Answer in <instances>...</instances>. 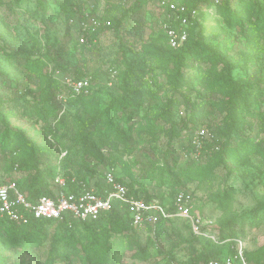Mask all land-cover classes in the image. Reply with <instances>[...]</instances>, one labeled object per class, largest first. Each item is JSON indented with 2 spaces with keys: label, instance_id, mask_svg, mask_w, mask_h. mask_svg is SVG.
<instances>
[{
  "label": "rangeland",
  "instance_id": "rangeland-1",
  "mask_svg": "<svg viewBox=\"0 0 264 264\" xmlns=\"http://www.w3.org/2000/svg\"><path fill=\"white\" fill-rule=\"evenodd\" d=\"M42 1L46 7L39 0H0V98L10 114L0 125V183L19 176L4 163L8 148L18 146L26 159L40 151L53 164L65 158L67 169H82L86 164L89 170L98 160V169L146 183L151 194L168 191L170 176L194 161L190 154H184L186 150L182 151L184 159L180 156L181 148L170 138L171 122L189 117L194 105L204 110L198 124L218 129L235 100L245 120L244 131L254 139L252 153L230 160L236 168L232 173L218 162L210 175L211 185L195 181L186 183L185 188L194 196L193 213L212 222L203 227L207 233L203 237L217 239L220 221L236 217L246 222L243 236H238L245 250L263 247L264 121L249 113L264 112V30L252 34L256 24L264 28V0H229L232 10L241 14L239 19L225 8L217 14L212 11L203 34L208 47L218 55L200 48L205 62H187L186 79L178 89L166 65L171 50L154 25L159 0H147L121 25L117 21L123 18L124 9L136 0ZM57 1L73 9L75 15L69 17ZM94 19L98 25H93ZM12 52L16 53L9 57ZM35 58H43V71L59 82L56 92L40 85L39 79L26 71L25 66ZM130 66L136 71V91L130 102L118 106L130 88V82L123 80ZM221 71L242 83L232 86L217 80ZM79 81L87 85L77 91L73 85ZM249 92L253 102L244 109L243 97ZM75 96L72 101L70 97ZM110 108L109 116L105 110ZM91 118L98 119L97 125L85 130ZM209 128L213 139L215 131ZM49 129L55 130V135H50ZM109 130L115 138L111 143L106 140ZM227 189L234 192L228 203L221 205L219 198L228 195ZM189 223L181 220L175 231L166 225L163 241L155 237L149 245L148 259L137 257V249L130 248L118 258L120 264H171L163 251L173 247L174 257L184 262L190 255ZM66 234L82 236L83 230H68ZM63 237L55 224L46 238L17 249L0 235V264H85L81 252L65 251ZM54 245L59 247L60 256ZM253 264H264V251L256 254Z\"/></svg>",
  "mask_w": 264,
  "mask_h": 264
},
{
  "label": "trees",
  "instance_id": "trees-1",
  "mask_svg": "<svg viewBox=\"0 0 264 264\" xmlns=\"http://www.w3.org/2000/svg\"><path fill=\"white\" fill-rule=\"evenodd\" d=\"M39 1L46 7L44 1ZM146 1L147 0H136L131 8L124 9L123 18L119 19L117 24L121 25L123 20L128 18L130 13L139 9L141 4ZM57 3L69 17L75 15V11L69 9L62 1H57ZM183 3L188 7L189 11L194 9L197 10L198 15L191 21L188 28V40L181 47L173 48L168 43L166 34L159 24L162 13H158V17L154 19V25L157 27V31L161 36V41L171 50V53L168 54L166 65L167 69L171 72V78L173 79V86L175 89H178L184 84L186 79L184 69L187 62L191 59H201V62H205L202 54H200V48H204L210 53L218 55L212 48L208 47L207 38L203 34L205 30L204 24L209 15L213 13L212 11H215L217 14L221 13V10L225 8L230 12L231 17H238V19L241 17V14L232 10L229 5V0H222L221 2L219 0L218 2L215 0H194L191 3ZM263 30L264 28H262V25L259 26L256 24L253 26L252 34H257ZM15 53L16 52L8 53V56L11 57ZM48 58H50V56H48ZM45 65L46 62L43 58H35L25 66V69L28 74L39 79L40 85L53 87L56 92L59 89V82L43 71ZM0 73H2L1 65ZM135 74L136 71L134 67L130 66V70L126 72L123 79L124 81L130 82V88L127 90L123 99L117 102L118 106L132 100V96L137 87L136 83L138 84V82L134 80ZM217 80H221L225 83L229 82L232 86L242 83L241 81L233 80L227 71H221L217 74ZM74 98H77V96L70 97L72 101ZM234 101L230 104L228 114L220 122L218 129L213 128L212 124H206L215 131V136L208 142L207 146H217L218 149L207 159L190 161L187 162L185 166L179 168L177 174L170 176L171 184H169L170 188L168 191H161L154 195L149 192V186L146 183H139L136 179L127 181L114 173L117 180L127 185L130 193L135 197L144 198L148 202H158L165 206L171 214L176 212L175 198L179 193L190 194L192 203L194 204V196L192 192L186 190V183L196 181L198 185H204L205 183L211 185L210 175L213 174V168L218 162L232 173L236 171V168L229 164L230 160H235L241 155H250L253 151L254 139L249 133L244 131L245 120L241 116V111L236 108V101ZM252 102L253 98L251 93H245L243 97V108L249 109ZM50 107L51 105L48 106V108ZM196 107L197 106L194 105L190 107L191 111L189 117H182L179 121L173 120L171 122L170 138L172 141L176 140V148H181L180 156H182V158V151L191 148V134L197 127L201 126L198 124V119L204 110H198ZM111 113V108L105 110V114L110 116ZM249 114L250 116L257 117L260 121H264V112H252ZM9 115L5 100L0 98V125L7 120ZM97 122L98 119L96 118L87 119L84 125L85 130L90 129L93 125H97ZM48 131L50 135H55V130L49 129ZM106 137L108 143L115 140V138H111V130L107 131ZM8 146H10V141ZM8 151L9 154L4 158V163H7L11 170L18 171L19 176H17L14 181L10 178L9 181L2 182L0 185L14 182L27 199L32 202H36L43 195H54V178L58 173H62L67 178V190L71 192H77L80 189L78 185L79 181L85 182L89 187H95L102 196H106L111 190V186L103 180L102 176L106 169H98V167H100L98 160L95 162V167L90 168V170V166L86 164L82 169H67L63 162L65 158L53 164V162L47 161L44 152L38 151L37 154H33L31 158L26 159L23 156L24 152L18 146L9 147ZM63 168L66 170L63 171ZM19 181L24 182L22 183ZM233 192L234 190L227 189L226 193H228V195L219 198L221 205L228 203ZM180 219L185 223H189V221L184 218L171 216L160 220L155 226L146 223L141 227H136L132 223L130 213L119 202H114L110 211L102 213L98 219L92 221H78L69 218L57 220L31 217L28 223L17 224L0 216V235L11 247L24 249L33 246L37 240L46 238L50 228L57 224V227L64 234L62 242L65 251L71 248L72 253L81 252L85 259V264H120L118 258L124 255L126 249L130 248L137 249V257H143L145 260L148 259L150 257L149 245L153 243L154 238L156 237V240L163 241L167 233L168 226L166 225L170 224L171 228L175 231L177 223L181 221ZM245 226L246 222H240L236 217L222 219L220 221L218 238L214 241L202 235L195 234L189 223V227L191 228L189 258L179 263L173 255L175 247L168 252L163 251V253L171 264H206L211 259H218L225 254L233 252L231 248V239L243 236ZM77 228L83 230L82 236L79 234H66L68 230L74 231ZM204 241H207V244H205ZM53 248L57 250V255L60 256L59 247L57 248L54 245ZM261 251H264V246L255 251L245 250V255L249 264H253L256 254Z\"/></svg>",
  "mask_w": 264,
  "mask_h": 264
},
{
  "label": "built area",
  "instance_id": "built-area-1",
  "mask_svg": "<svg viewBox=\"0 0 264 264\" xmlns=\"http://www.w3.org/2000/svg\"><path fill=\"white\" fill-rule=\"evenodd\" d=\"M157 6L159 13H162L159 24L166 34L168 43L173 48L181 47L188 40V28L191 21L197 17V10L189 11L185 4L172 0H159ZM92 23L99 24L96 19ZM88 26L85 24L84 28L87 29ZM83 85H87V82L79 81L73 86L79 91ZM210 139L209 126L197 127L191 134V148L184 154H190L194 161L207 159L218 149L217 146H207ZM102 176L111 186L106 196L100 195L95 187H89L83 181H79L80 189L77 192H71L67 190V178L58 173L54 178V195H43L36 202L28 200L14 182L1 184L0 216L17 224H26L31 217L92 221L98 219L102 213L110 211L114 202H119L130 213L132 223L136 227L146 223L155 226L162 219L177 216L188 220L195 234L207 235L203 227L211 226L209 223L212 222L202 221L193 213L194 206L190 194L179 193L176 196V212L171 214L158 202H148L144 198L135 197L127 185L117 180L114 172L106 170ZM211 237L214 241L217 240L214 236ZM231 242L233 252L218 259H211L206 264H249L243 240L235 237Z\"/></svg>",
  "mask_w": 264,
  "mask_h": 264
}]
</instances>
